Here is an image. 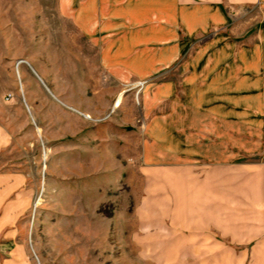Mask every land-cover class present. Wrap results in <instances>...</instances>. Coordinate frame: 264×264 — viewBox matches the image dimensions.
<instances>
[{
    "label": "crops",
    "instance_id": "obj_1",
    "mask_svg": "<svg viewBox=\"0 0 264 264\" xmlns=\"http://www.w3.org/2000/svg\"><path fill=\"white\" fill-rule=\"evenodd\" d=\"M62 4L75 43L95 50L106 75L151 79L140 88V157L154 197H144L138 220L146 202L159 225L154 247L140 252L162 264H264V0ZM9 56L0 53V154L14 139L5 122L25 115L19 92L38 120L52 94L45 64H33L42 57L15 67ZM33 196L18 169L0 171V238L18 234ZM17 252L0 264H27Z\"/></svg>",
    "mask_w": 264,
    "mask_h": 264
},
{
    "label": "rangeland",
    "instance_id": "obj_2",
    "mask_svg": "<svg viewBox=\"0 0 264 264\" xmlns=\"http://www.w3.org/2000/svg\"><path fill=\"white\" fill-rule=\"evenodd\" d=\"M62 5L0 0V53L14 56L15 67L30 54L42 57L33 64H45L40 72L52 91L40 120L31 118L19 92L25 115L5 122L14 139L0 154V171L18 169L34 196L18 234L0 238V261L17 258L18 248L27 264H162L161 255L140 252L154 247L159 224L146 202L145 220H138L144 197H154V180L140 157L141 90H127L151 79L106 75L95 50L75 43L79 36Z\"/></svg>",
    "mask_w": 264,
    "mask_h": 264
},
{
    "label": "bare ground",
    "instance_id": "obj_3",
    "mask_svg": "<svg viewBox=\"0 0 264 264\" xmlns=\"http://www.w3.org/2000/svg\"><path fill=\"white\" fill-rule=\"evenodd\" d=\"M143 85V82L142 83H138L137 85H132V86H130V88H128L127 90H129V89H132L133 87H136V86H138V87H140L141 88V86ZM119 100H120V96L116 99V101H115V105H118V103H119ZM46 150L44 151V157H45V155H46Z\"/></svg>",
    "mask_w": 264,
    "mask_h": 264
}]
</instances>
